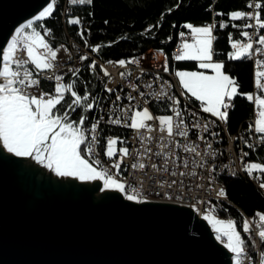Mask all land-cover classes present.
Instances as JSON below:
<instances>
[{
  "label": "snow or ice",
  "instance_id": "obj_1",
  "mask_svg": "<svg viewBox=\"0 0 264 264\" xmlns=\"http://www.w3.org/2000/svg\"><path fill=\"white\" fill-rule=\"evenodd\" d=\"M58 2L59 0H50L34 18L18 26L15 29V34L7 42L6 47L0 49V145L15 157L34 160L37 164L52 171L57 177H74L81 181H102L101 191L115 190L124 194L129 201L144 202L135 188H132L129 192V185L110 174L100 160L92 159L95 155L94 146L99 143L97 130L103 117L91 123L88 129L84 128L85 121L88 119L87 115H80L78 121L70 119V112H74L77 108H80L83 113L93 110L97 101L95 97H92L91 92L86 91L83 94H78L74 90L75 82L62 83L63 77L60 75L45 76V79L56 81L54 94L41 91L39 95H33L30 92V89L40 87L41 81L36 77L54 68L58 53L61 51L60 48H53L46 39L47 36L51 35L50 29H43V35L40 31H37L38 27H43L37 22L52 17ZM69 2L71 4L90 5L93 0H69ZM247 7L255 9V11H233L228 14V18L230 21H254V23H244L243 28H255L256 33H259L260 30L264 29V19L261 18L264 3H250ZM217 15L223 14L217 13ZM67 22L69 25L82 24L79 18L72 17H69ZM227 26V22L219 24L221 29ZM185 27L190 30L192 42H183L180 46V54L176 55L174 59L177 61H199V68L211 69L213 75H206L204 72L176 71L175 76L184 89L181 95L195 98L196 101L200 102L202 112L209 113L217 120L227 124L229 119L228 109L232 100L240 93L238 92L236 80L225 73L224 64L213 62V41L215 39L213 30L216 24H206L204 26L186 24ZM232 27L235 28L238 25L232 24ZM147 31L150 32L151 28ZM77 35L85 40L87 46L88 41L85 39V30L81 28ZM180 35L183 37L185 34L181 33ZM241 35L247 38V42H232L233 51L229 53V59L251 58L254 52L264 55V47L254 48L248 31H243ZM229 40L230 42L232 40L231 34ZM255 43L264 46V35H258ZM108 46L110 47L111 43ZM91 50L99 52L101 45L93 46ZM79 59L86 61L89 57L82 55ZM107 63H114L121 68H125L130 64H139V60L136 58L120 59L115 62L108 61ZM96 67L97 64L94 60L88 65V68L93 70ZM255 68L254 86L260 95H255V97L251 93L244 95L258 109L257 115L259 118L254 122V129L253 125L250 124L249 130L261 134L259 141L264 143V82H262L264 80V70H261L264 69V59L255 60ZM100 70L105 77L110 76V73L102 65ZM163 70L165 72L169 70L167 60H165ZM70 71L76 76L79 74L80 69H70ZM120 76L123 78L125 73L121 72ZM157 79H160V77L157 76ZM130 87L133 91L137 90L135 84L130 85ZM148 87H152V85L149 84ZM104 91L113 93L114 89L105 84ZM66 95L70 97V102L65 101ZM139 95L143 96L144 93L140 92ZM163 95L167 94L163 93ZM90 97H92L91 102H89ZM121 99V96L117 95L115 101ZM127 99L132 101L135 97L129 94ZM169 100L171 101L173 115L153 116L147 107L136 110L120 108L118 110L122 115L113 118L114 114H110L107 123L113 125L123 123L125 127L135 130L141 143L151 139L150 136H145L144 132L150 133L153 131L151 124L148 122L154 120L158 121L159 131L166 133L169 141L175 136L186 138L188 131L181 130L182 127L186 128L183 113L175 107L180 104V100L175 97H169ZM62 102L66 103V107L63 113L59 114L60 110L57 105H62ZM130 111L131 115L129 116ZM193 126L200 127L199 124ZM204 130L208 131L207 125H204ZM212 135H216V133H212ZM199 138L204 139L202 136ZM118 143L122 145L124 141L118 137L107 138L104 151V155L109 160L119 156L120 162H113L111 165L113 169L117 170V174H119L123 159L130 155V150L127 147L117 148ZM245 146L248 148L253 147L247 142H245ZM208 147L211 148V145H208ZM184 151L199 155L194 146L184 145ZM150 152L151 149H146V153ZM157 155H160V153H157ZM247 155V152L241 150L242 162ZM132 167L144 169L146 165L134 163ZM152 167L155 168L156 165L153 164ZM185 167H187V162H185ZM243 170L248 177L261 180L259 187L264 189V175H262L264 174V164L248 162L244 165ZM180 174L185 175V173ZM231 174L235 175L234 172ZM172 184H176V181L173 180ZM217 195L226 198L227 193L221 188ZM168 198L171 199V196L169 195ZM256 216L259 218L257 227L264 228V214L256 213ZM203 219L213 228L216 233V240L221 242L224 248L233 254V264H244L245 260L251 261L252 258L247 254L245 239L237 230L234 221L225 222L212 214L204 215ZM242 228L244 233H250L251 226L248 220H244ZM258 235L264 241V230L259 231ZM261 264H264V254H262Z\"/></svg>",
  "mask_w": 264,
  "mask_h": 264
},
{
  "label": "water",
  "instance_id": "obj_2",
  "mask_svg": "<svg viewBox=\"0 0 264 264\" xmlns=\"http://www.w3.org/2000/svg\"><path fill=\"white\" fill-rule=\"evenodd\" d=\"M48 2L0 0V49ZM102 184L57 177L0 145V264H233L192 204L129 201Z\"/></svg>",
  "mask_w": 264,
  "mask_h": 264
},
{
  "label": "built area",
  "instance_id": "obj_3",
  "mask_svg": "<svg viewBox=\"0 0 264 264\" xmlns=\"http://www.w3.org/2000/svg\"><path fill=\"white\" fill-rule=\"evenodd\" d=\"M256 2L262 3V0H246L247 5ZM76 6L81 5L71 4L69 0H65V4L61 7V19L64 27H67L66 23L69 17L79 18L82 21L81 25H72L76 34L69 32L67 40L61 42L58 41L51 27H45L51 30V35L47 36L46 39L53 48H60L61 51L58 53L54 68L36 77L41 81L40 87L30 89V92L33 95H39L41 91L54 94L56 81L54 79H45V76L54 77L60 75L63 77L62 83L75 82L74 90L78 94H83L86 91L92 93V97L96 98L97 103L91 112L83 113L80 108L70 112V119L73 121H78L82 114L87 115L88 119L85 121V129L90 128L91 123L103 117L97 130L99 143L94 146L95 155L92 159L100 160L110 174L129 185V192H131L132 188H135L140 193L141 199L148 198L189 203L194 205L200 213L212 214L227 201V198L217 195L221 189L220 178L224 175L246 177L260 189L261 180L248 177L243 170L244 165L250 162L248 158L249 148L245 146V142L251 145L264 144L259 141L261 134L255 133L254 130H249V125H253L254 129V122L259 118L257 115L258 109L254 107L253 116L241 124L235 132H232L227 124L217 120L209 113L202 112L199 101L189 98L187 95H181L184 89L180 86L178 78L175 76V68L174 72H165L163 70L166 57H175L180 54V46L183 42H192V36L188 28L182 29V33L185 34L183 37L178 36V46L173 48V55L168 56L163 50L152 48L135 57L139 60V64H130L125 68H121L114 63H107L108 61L115 62L120 59L104 60L100 55V51L93 52L91 50L93 46L100 45L99 43H91L85 36L88 41L86 46L85 40H82L77 35L81 28L86 30L87 25L84 24V18L76 14ZM243 11L251 12L255 11V9L246 7ZM221 22L224 21L215 19L210 23L216 24L213 30L215 38L219 35V24ZM245 23H254V21H245ZM43 29L40 31L42 35ZM246 31L249 32L252 38L254 48L263 47L255 43L258 35H264L261 30L256 33L255 28H246ZM240 42H247V38L244 37ZM82 55H87L89 59L81 61L79 57ZM122 59L129 60L126 58ZM244 59L252 63L254 81L255 60L264 59V55L254 52L251 58ZM93 60L97 64L95 70L88 68V65ZM101 65L110 73L109 77L103 75L100 70ZM70 69H80V72L74 76ZM83 71H88L89 79L84 77ZM121 72L125 73L123 78L120 76ZM157 76L160 79H157ZM105 84L114 89L113 93L104 91ZM132 84L137 85L136 91H133L130 87ZM149 84L152 87H148ZM140 92L144 93V95H139ZM163 93L167 95H163ZM129 94L135 99L129 101L127 99ZM252 94H254V97L255 95H260L254 84ZM117 95L121 96L122 99L120 101H115ZM92 97H90L89 102H91ZM169 97H175L180 100V104L175 107L183 113L186 128L182 127L181 130L188 131L186 138L175 136L169 141L166 133L159 131L158 121L154 120L148 122L151 124L153 131L150 133L144 132V135L150 136L151 139L141 143L140 137L135 130L125 127L123 123L121 125L107 123L110 114H114L113 118L122 115L118 110L120 108L136 110L147 107L153 116L173 115ZM57 108L59 109V105H57ZM59 114L62 113L59 112ZM128 115H131V111ZM195 124H199L200 127H194L193 125ZM204 125L208 126V131L204 130ZM212 133H216V135H212ZM201 136L204 139H200L199 137ZM116 137L124 141L122 145L117 144L118 148L127 147L130 150V155L121 162L119 174H117V170L111 167L113 162H120L119 156L109 160L104 155L106 139ZM162 137L163 139H161ZM184 145L196 147V152L199 155L185 152ZM208 145H211V148ZM146 149H151V152L146 153ZM241 150L248 153L243 158V162L241 161ZM157 153H160V155H157ZM185 162H187V167H185ZM134 163H143L146 167L144 169L133 168L132 165ZM153 164L156 165L155 168L152 167ZM202 164L203 166H201ZM233 172L235 175L231 174ZM180 173H185V175ZM173 180L176 181V184H172ZM260 190L264 193V189ZM169 195L171 199L168 198ZM243 214L244 219L248 220L251 226L250 233L246 234V237L251 239V243L246 250L248 256L252 258L251 261L245 260L244 264H257L258 260H260L258 252V232L260 228L257 227L259 218L256 213L249 215L243 212Z\"/></svg>",
  "mask_w": 264,
  "mask_h": 264
},
{
  "label": "trees",
  "instance_id": "obj_4",
  "mask_svg": "<svg viewBox=\"0 0 264 264\" xmlns=\"http://www.w3.org/2000/svg\"><path fill=\"white\" fill-rule=\"evenodd\" d=\"M245 8L246 0H93L90 5L77 6L76 14L84 18L88 26L87 36L91 43L116 42L130 33L117 44L101 47L100 55L104 60L132 59L152 48L164 50L169 56L178 41L181 27L186 24L204 26L210 24L214 18L223 19L228 26L219 28V35L214 40L213 52L215 59L224 62V71L237 82L240 95L232 100L228 119L230 130L235 132L241 124L252 117L254 111V104L244 95L252 94L253 91L252 63L247 59H229V53L233 51L231 43L241 41L244 38L241 33L246 31V28H243L245 21H230L228 14L233 11H243ZM164 14L167 15L162 20L161 16ZM261 16L264 19V11L261 12ZM54 18L45 19L43 23L38 24L54 27L62 37V27L60 23L58 24V10L54 12ZM232 24L238 27L234 28ZM147 28H151V31H147ZM261 33L264 34V29ZM168 58L171 67L175 70L198 69L196 61L173 62L171 57ZM82 74L89 79L88 71H83ZM65 101L70 102L68 95ZM65 107V102L59 105L61 113ZM252 146L249 148V161L264 164V144ZM221 180L225 185L228 201L222 207H218L214 214L220 220L236 223L237 230L245 239L247 249L251 239L243 232L242 225L245 220L243 212L249 215L264 214V193L246 177L224 175ZM261 230L264 228H260ZM260 241L264 252V241L261 239Z\"/></svg>",
  "mask_w": 264,
  "mask_h": 264
},
{
  "label": "rangeland",
  "instance_id": "obj_5",
  "mask_svg": "<svg viewBox=\"0 0 264 264\" xmlns=\"http://www.w3.org/2000/svg\"><path fill=\"white\" fill-rule=\"evenodd\" d=\"M65 4V0H59L58 4L56 5V10H58V24L60 23L61 27H62V31L63 33L61 34L62 37L59 36V34L55 31L56 29L54 27H51L53 32H54V35L58 38V41H65L67 40L68 38V33L70 32L71 34H76L75 30H74V26L72 25H69L68 22L66 23L67 27H64V24L62 22V19H61V15H62V11H61V7ZM60 7V9H59ZM77 7V6H76ZM246 7H247V3H246ZM55 10V11H56ZM76 10V8H75ZM50 18H54V13L52 15V17ZM48 19V18H46ZM55 19V18H54ZM215 20V18L212 20V22ZM220 20H223V19H220ZM45 20L43 21H39L37 23H43ZM85 25H87L85 22H84ZM35 26V25H34ZM43 27L42 28H37V31H41L43 28H45L46 26L49 27L48 25H42ZM148 30V28H147ZM30 31V30H29ZM87 31H88V26H87V29L85 30V36L86 38L89 40L88 36H87ZM69 33V34H70ZM90 41V40H89ZM101 46H105L107 43H99ZM214 51V49H213ZM184 61H193V60H184ZM197 64H198V69H188V68H179L177 69L176 71H186V72H204L206 75H213V72L211 69H201L199 68V61H196ZM213 62H222L224 64V62L222 60H219V59H215L214 58V55H213ZM226 73V72H225ZM228 74V73H226ZM229 75V74H228ZM230 76V75H229ZM231 77V76H230ZM232 78V77H231ZM118 148V145L116 146ZM227 222V221H225Z\"/></svg>",
  "mask_w": 264,
  "mask_h": 264
},
{
  "label": "bare ground",
  "instance_id": "obj_6",
  "mask_svg": "<svg viewBox=\"0 0 264 264\" xmlns=\"http://www.w3.org/2000/svg\"><path fill=\"white\" fill-rule=\"evenodd\" d=\"M182 29H185V26H183V27L180 28V30H179V35H178V36H181L180 34L182 33ZM175 46H178V41H177V43H176ZM101 47H102V46H101ZM174 48H175V47H174ZM163 51H164V50H163ZM140 54H142V53H140ZM166 55H167V54H166ZM171 55H173V51H172ZM119 59H120V58H119ZM127 59H128V58H127ZM171 59H172L173 62H176V61H177V60L174 59V57H171ZM166 60H167L168 67H169V70H168L167 72H174V69L171 67V64H170L169 58L166 57ZM231 106H232V105H231ZM231 106H230L228 112L230 111ZM254 107H255V105H254ZM253 113H254V111H253ZM252 116H253V115H252ZM227 125L229 126L228 122H227ZM259 145H260V144H259ZM220 187L223 188V189L226 191L225 185H224V183L222 182L221 178H220ZM226 192H227V191H226ZM262 192H263V191H262ZM226 198H227V196H226ZM169 201H171V200H169ZM227 201H228V199H227ZM227 201H225V202H227ZM178 202H180V201H178ZM225 202H224V204H225ZM188 204H189V203H188ZM193 206H194V205H193ZM196 209H197V208H196ZM197 210H198V209H197ZM198 211H199V210H198ZM199 212H200V211H199ZM204 213H205V212H204ZM206 214H208V213H206ZM212 215H215L214 212L212 213ZM216 218H217V217H216ZM223 221H224V220H223ZM245 234H246V233H245ZM258 252H259V255H260V260H258L257 264H261L262 254H264V252H263V250H262V248H261L260 237H259V240H258Z\"/></svg>",
  "mask_w": 264,
  "mask_h": 264
},
{
  "label": "crops",
  "instance_id": "obj_7",
  "mask_svg": "<svg viewBox=\"0 0 264 264\" xmlns=\"http://www.w3.org/2000/svg\"><path fill=\"white\" fill-rule=\"evenodd\" d=\"M215 40V39H214ZM240 42V41H239ZM213 45H214V41H213ZM213 55H214V52H213ZM195 99V98H194Z\"/></svg>",
  "mask_w": 264,
  "mask_h": 264
}]
</instances>
